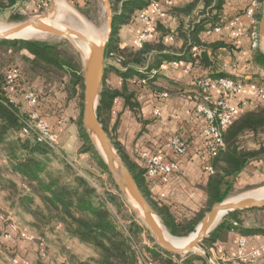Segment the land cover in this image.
Segmentation results:
<instances>
[{
  "label": "trees",
  "instance_id": "16d2710c",
  "mask_svg": "<svg viewBox=\"0 0 264 264\" xmlns=\"http://www.w3.org/2000/svg\"><path fill=\"white\" fill-rule=\"evenodd\" d=\"M22 1L26 0H0V7L7 9ZM71 1L83 13V8L90 4V0ZM165 1H169V3H165ZM109 2L113 9V23L105 58L114 62L108 70L117 72L123 79V85L120 90H113L104 83L105 81L103 82L97 109L98 118L114 147L118 149L141 193L162 224L172 236L185 238L195 232L216 203L223 202L232 193L238 175L251 162L264 156L263 146L260 149L250 147L252 141L256 142L259 137H264V104L255 101L254 108L248 111H240V106H238L237 117L223 135L225 149L212 162L214 173L209 175L206 185L208 199L205 207L194 215L179 221L170 205L153 196L152 183L147 178L144 166L139 160L143 149L138 150L135 153V159H132L117 142L115 129L111 127L114 101L118 97H124L132 108H137L139 105L136 100L143 91H149L155 95L167 92L169 96L182 92L186 98H194L197 95L199 100H203L207 93L205 94L204 89L197 85L189 87L183 85L179 92L157 87L154 84L155 79L159 75V67L164 61L192 62L209 70L210 74L199 78L198 81L230 78L236 83L264 87V79L256 73L236 75L220 70L217 51L223 48L221 47L223 44H207L200 38V34L223 26L222 11L226 0H191L183 6H173L170 4V0H109ZM154 3L161 4L162 13L156 15L150 12L149 21L154 15L161 17L164 13L189 16L199 5L204 6L203 10L195 17V21L191 22L188 31L184 25L179 29V39L184 42V47L180 51H184V55L171 53L174 51L173 46L165 42L169 31L159 20L155 27L158 33L155 39L145 41L138 49H121L119 47V27L129 24L136 12L140 11L141 13ZM258 3L260 9L255 13L257 25L255 30L252 29V32L257 33V36L260 33L259 23L264 0H258ZM168 4L170 5L164 12L163 8ZM13 18L22 20L17 16ZM6 42L8 40H0V44ZM16 44L19 46V51L28 53L29 61L32 56L31 63L42 64L45 70L53 69L57 73H66L69 80L67 88H69L70 94L73 90H77V95L80 96L79 115L75 121L81 143L80 153L82 155L89 154L91 168L100 171L101 176L108 173V179L112 182L114 189L101 192L91 185L80 170L74 169L71 161L65 156L61 157L57 154V145H49L45 140L40 139L35 131L24 133L29 121V114L22 111L19 103L11 97L9 89L20 87L26 81L23 80L18 67H11L18 74L17 78L13 79L7 71L0 68V155L6 158L9 163V168L0 165V190H8L9 200H16L19 206L33 215L35 219L33 225L40 235H46L48 230L55 231L61 225L70 237L77 238L80 242L96 250L97 258L81 261L71 257L73 264H197L196 260L202 261V264H208L204 261L205 259L200 257L194 260L168 253L157 245L152 233L141 220L132 217L129 221L123 222L120 219L119 216L123 213L124 206L121 203L120 194L123 193L115 179H112L104 157L100 151L96 150L94 141L83 124L84 78L82 67L73 58L66 59L61 48L56 44L37 40H22ZM195 47L198 49L197 52H194ZM250 62L264 71V53L262 51L254 48ZM115 64H120L121 68ZM122 68H125L126 71L123 72ZM45 73L43 75L36 73L45 86L56 88L58 84L64 82L66 85V76L54 80L50 74ZM10 79L12 80L11 84ZM143 79L147 81L146 84H142ZM130 84L135 86L134 91L129 89ZM209 95L211 96V94ZM209 105L213 104L209 103ZM54 160L63 162L64 173L51 169L50 164ZM10 168L13 173L20 175L23 185L21 189L12 179L6 177ZM89 172L86 171V173ZM91 172L93 173V171ZM36 200H39L40 204H36ZM2 212L0 209V213ZM240 212L242 211L227 215L224 222L204 242V246L210 249L220 238V231L227 233L237 230L242 235H264V228L240 227L241 221L238 216ZM147 242H150L151 245H148Z\"/></svg>",
  "mask_w": 264,
  "mask_h": 264
},
{
  "label": "crops",
  "instance_id": "0c3cea01",
  "mask_svg": "<svg viewBox=\"0 0 264 264\" xmlns=\"http://www.w3.org/2000/svg\"><path fill=\"white\" fill-rule=\"evenodd\" d=\"M190 1L170 0V4L173 6H183ZM19 3L34 8L39 5L40 0H26ZM170 4L163 8L164 12L167 11V6ZM203 7L202 4L199 5L189 16L164 13L161 17L154 15L151 21L141 19L139 17L140 11L136 12L129 24L119 27V47L121 49H138L141 46L138 43V39L144 32L150 33L147 41L155 39L158 36L155 27L159 20L169 31L165 42L168 45H172L174 51H176H172L171 53L184 55V51H180L184 47V42L179 39V29L184 25L188 31L191 22L195 21V17L203 10ZM259 9L260 4L258 0H226L222 11L223 26L200 34V38L204 43L223 44L221 46L223 48H220L217 54L220 70H223L225 73L236 75L256 73L264 79V71L250 62L252 50L258 44L262 45L264 42V37L260 33L257 36V40H255L252 32V29H256L255 13L259 12ZM249 11H254V16L250 17L248 15ZM238 31L240 32L239 37L236 36ZM197 51L198 49L195 47L194 52ZM174 61L177 60L164 61L159 67V75L156 77L154 83L157 87L179 92L183 85L187 87L195 86L199 78H204L210 74L209 70L198 66L196 63L181 61L182 64L173 65ZM112 63L114 62L106 59L104 83L113 90H120L123 85V79L114 70H108ZM115 65L121 68L120 64ZM121 70L123 72L126 71L125 68ZM34 80L37 85H40L39 89L42 92V89H44L42 80L39 77ZM256 87L254 84H246L231 102L240 106V111L253 109L256 100ZM129 89L134 91L135 86L130 84ZM61 90V92L57 91V93L54 90L55 93L53 95H49L51 91L46 90L43 98L38 100V104L34 108L40 118L49 124L51 131L59 137L58 149L69 156L74 153V149L79 143L78 130L75 123L79 115V101L77 103V99L72 100L66 95V92H63V89ZM209 91L214 101L220 99L222 96V91L216 84H213ZM159 95H155L149 91L141 92L136 100L139 105L137 108H132L131 104L124 97L116 98L111 114V127L115 129L117 142L132 159H135V153L138 150L158 147L168 160H176L177 157H175L168 146L169 141L174 137H181L185 140L187 154L178 159L181 165L180 171L173 176L169 184H151L153 196L163 203L170 205L175 217L180 221L202 210L208 199L206 185L209 175L203 171L201 159L205 146L202 132L206 126V121L204 118L197 117L194 102L182 95V92L171 95L167 99H163ZM12 98L15 99L14 97ZM24 98L26 96L23 94L19 98V101L22 102L25 110H29V104L27 105ZM15 100L18 101V99ZM247 102L249 103L246 104ZM156 111L158 114H156ZM78 146L77 150L80 148V145ZM262 146L264 147V137H259L258 141H252L250 144L252 149H260ZM79 157L81 158V156ZM0 158V165L9 168L6 158L3 156ZM6 177L12 179L20 189L22 188L20 175L13 173L11 168ZM234 187L245 189L264 187V156L251 162L238 175ZM0 191L8 195V202H12V206L15 205L32 216L33 225L35 221L33 215L19 206L16 200L14 202L9 200L8 190ZM36 204H40V201L36 200ZM34 229L36 228L34 227ZM9 231L10 229L7 232ZM50 232L54 233H47L46 231L48 251L44 252L45 248L42 249L40 246L41 248L39 247L38 252L40 257L52 259L51 264H60L58 262L68 261V254L69 257L73 256L81 261L98 257L94 248L80 242L77 238L70 237L65 232L63 226L59 225L55 231ZM57 232L62 233L60 238L54 235ZM219 234L220 238L209 249L212 259L217 261L218 264L237 263L240 250L238 242L241 238L248 240L247 254L264 246V235H242L237 230L227 232L225 235L224 231H220ZM13 235H15L14 232H12V237L9 239H12ZM58 239L61 242H58ZM147 244L151 245L150 242H147ZM17 245L19 250L26 248L25 251L32 254L34 250H38V247L34 248L36 245L32 242H20ZM248 259L249 257L242 264H248ZM64 264L70 263L66 262ZM254 264H264V251L258 256Z\"/></svg>",
  "mask_w": 264,
  "mask_h": 264
},
{
  "label": "rangeland",
  "instance_id": "374dc122",
  "mask_svg": "<svg viewBox=\"0 0 264 264\" xmlns=\"http://www.w3.org/2000/svg\"><path fill=\"white\" fill-rule=\"evenodd\" d=\"M106 1L109 2V0H90L89 6L83 8L84 13L80 11L72 3L71 0H44V1L40 0L41 2L40 5L34 8L27 7L22 3H18L13 7H9L7 9H1L0 7V28H13L18 26L22 22L32 20L44 14H49L48 18L45 20L47 23L65 30L75 29L80 32H84L85 31L84 29L89 28L90 30H92L95 33H98L101 36L102 38L101 46H104L107 44V42L111 37V36L109 37L108 35L110 32V27H109V10L107 8ZM63 4L66 6L65 9L61 8V5ZM52 5L54 9L52 12H50ZM111 11L113 14V9ZM15 16L21 17L22 20L20 21V19L19 20L14 19L13 17ZM38 35L30 39L12 38L9 39L8 42L4 44H0V68L7 71L8 75H10L14 79L18 77V74L14 72L12 68L18 67L22 74L23 80L26 81V83L21 84L20 87L17 86L15 88L14 87L10 88L9 93L11 94L12 97L18 99V101L16 102L19 103L20 108L22 109L23 112L29 114L28 118L30 117V115H32V113L37 114V112L35 111V108L30 105H29V110H25V108H23L24 105L22 104L21 101H19V98H21L23 94L24 96H26L28 92H35L37 93L36 95L38 96V100H39L43 98V95L46 93V90L51 91L49 92V95H53L55 91L57 93V91L61 92L62 91L61 89H63V92H66V95L70 97L72 100L77 99L76 100L77 103L79 101L80 96L78 97L77 90L76 91L73 90V92L71 93L72 95L70 94L69 88H67V83H68L67 81L69 80L65 72L57 73L53 69L45 70L42 64L35 65L31 63L30 61L32 60V56H31V60L29 61L27 59L28 53L26 51L18 50L19 46L16 44L18 41L37 40L41 42H47L50 44L58 45V47L61 48V52L62 54H64L66 59L73 58L78 63V65L82 67L83 78H84L85 56L78 51V49L72 44L71 41L65 38H59L56 36L46 35L42 33H39ZM74 41L78 44H83V42H81L78 39ZM256 48L264 53V42L262 45L258 44V46L255 47V49ZM44 72H46L45 74H50L54 80L55 79L58 80L59 78L66 76V85L65 82L63 84L61 83L58 84L56 88H54V86L50 87L44 85V89H42L41 92L39 89L40 85H37L34 79L39 77L36 75V73L38 75L42 73L43 75ZM11 83L12 80L10 79V84ZM24 99L26 100V103L28 105L27 99L26 98ZM83 110H84V90H83ZM93 141L96 150L100 151L94 139ZM78 145H80V148L77 150V147H79ZM78 145L75 147L74 153L70 154L69 156L66 155L64 152L60 151L58 148L56 149L57 154L60 155L61 157L65 156V158L69 159V161H71V163L73 164L72 166L74 167V169L80 170L82 174L88 178V181L91 183L93 187L98 188L101 192L112 191L114 189V186L112 182H110V180L108 179V173L102 174L101 176L100 171L96 169L93 170L91 168V163L89 162V154L82 155L80 153L81 150L80 141ZM116 150L118 151V149ZM79 156H81V158ZM50 166L51 169L53 170L63 171V173L65 172L64 164L59 160H54L53 162H51ZM85 170L90 172L86 173ZM91 171H93V173ZM110 175L113 179L114 177L111 172ZM263 189L264 187L255 188V189L234 187L232 193L224 201H228L231 198H238V197H244L246 195L248 196L250 194H255V192L258 193ZM120 196H121L120 198L121 203H123L124 205L122 209L123 213L119 216L120 219L124 222V221H129L132 217H134L139 221L141 220L145 224V221L141 213L139 212L137 206L132 201V199L124 193L120 194ZM11 204L12 202L11 203L8 202V195L0 191V209L3 211L2 213H0L2 214L1 217H3L0 219V264H51L52 259H47L48 257L47 258L40 257L38 252L40 247L39 243L41 242H45L44 252H47L49 249L46 235L44 236L40 235L38 230L34 229L32 225L33 218L30 214H27V212L25 213V211H23L22 209L17 208L15 205L12 206ZM238 216H239V220L241 221L240 227L242 228L244 227L264 228V208L245 210L240 212ZM224 219L220 222V225L224 222ZM12 224L15 225L17 231L14 233L15 234L13 235L14 237L12 239H9L6 237V233L8 229H10V226ZM48 232L54 233V232H50V230H48L47 233ZM225 234L226 233L224 232V235ZM54 235H56L57 238H60L62 236V233L57 232ZM188 237H185V239ZM178 239H182V238H178ZM57 241L61 242L60 239H58ZM20 242H28V243L32 242L36 245L34 246V248L38 247V250L37 251L34 250L33 254L29 253L28 251H25L26 248L20 249L21 250L20 251L17 245ZM206 253H209V249L206 246H204L202 248L199 247L188 254L185 255L181 254L178 256H181L182 258L189 257L190 259H194V260L200 257L202 259H205L204 261L207 262L208 264H218L217 261L212 259L211 255H210L211 258H207ZM71 257L73 256L69 257L68 254V261L66 260L65 262L62 261L61 262L57 261V262L60 264H64L66 262L72 264ZM196 263L202 264V261L196 260Z\"/></svg>",
  "mask_w": 264,
  "mask_h": 264
},
{
  "label": "water",
  "instance_id": "95a60500",
  "mask_svg": "<svg viewBox=\"0 0 264 264\" xmlns=\"http://www.w3.org/2000/svg\"><path fill=\"white\" fill-rule=\"evenodd\" d=\"M109 10V37L112 33L113 14L112 6L106 1ZM53 5L50 12L53 11ZM49 14H44L40 17L29 21L22 22L16 27L8 31L0 33V40L16 39L13 37L26 29L34 28L39 33L52 35L59 38H65L72 42L77 47L76 39L86 43L89 46L90 54L88 58H84V110H83V124L88 133L95 140L99 150L104 157L110 172L112 173L120 190L128 195L137 206L141 213L147 228L151 231L156 239L157 245L168 253L174 255L188 254L197 248L204 247V242L208 240L211 233L217 229L220 222L230 213L245 211L250 209H263L264 196H244L236 203L219 202L216 203L212 210L206 214L203 221L197 227L195 232L196 238L191 240L186 245H176L172 239H178L172 236L166 227L162 224L160 218L155 213L153 208L147 202L146 198L138 188L130 170L124 163L119 152L115 149L112 141L108 137L103 125L101 124L97 109L99 104V97L102 90L103 82L106 76V58L105 46H99L90 41L82 32L75 29H62L47 23L45 20ZM260 34L264 37V3L262 8V16L260 20ZM171 237V238H169ZM207 258H211L210 253H206Z\"/></svg>",
  "mask_w": 264,
  "mask_h": 264
},
{
  "label": "built area",
  "instance_id": "2783aa9c",
  "mask_svg": "<svg viewBox=\"0 0 264 264\" xmlns=\"http://www.w3.org/2000/svg\"><path fill=\"white\" fill-rule=\"evenodd\" d=\"M169 3V1H165ZM150 12L160 15L162 13V7L160 3H154L149 8L145 9L139 14V17L145 21H149ZM248 15L254 16V11H249ZM219 30V29H216ZM236 36H240V32L236 33ZM254 38L257 37V33L253 32ZM150 37L149 32H144L138 39V43L142 45ZM256 46V43H255ZM181 61H174L173 65H180ZM17 77V76H16ZM142 84H146V80L143 79ZM216 84L220 87L222 91V96L220 99L214 101L212 96H210V87ZM197 87L204 89V93L207 95L203 100H199L198 96L194 98L189 97L190 101L195 104V114L197 117L204 118L206 121V126L203 129L202 135L205 139L204 151L202 152V167L203 171L211 175L214 173L212 162L215 160L221 151L225 149L224 132L233 124L235 118L237 117L239 107L233 104L231 100L241 91L245 86L242 83H236L230 78H221L214 81L203 79L196 81ZM209 93V94H208ZM163 99L169 98L167 92L161 93L159 95ZM27 102L30 106L35 107L38 104V97L35 92H28L26 94ZM255 101L264 104V87H256L255 89ZM209 103L213 105L210 106ZM247 102L246 104H248ZM156 114L158 112L156 111ZM35 131L40 139L45 140L49 145H58L59 137L51 131L48 123L40 118L38 113H32L29 117L24 133L28 134L29 131ZM168 146L174 153L176 160H168L166 156L158 149V147H152L143 149L140 153L139 160L141 161L144 169L146 171L147 178L151 183L158 184H169L173 176L180 171L181 165L178 160L180 157L187 154V145L185 140L181 137H174L169 141ZM0 218H3L0 216ZM10 231L16 232L15 225L10 226ZM7 232L6 237L11 238L12 232ZM239 254L238 261L236 264H242L249 257L248 264L256 263V259L262 251H264V246L261 249H255L247 254L246 249L248 247V240L246 238H241L238 242ZM40 246L42 249L45 248V242H41ZM17 262V261H16Z\"/></svg>",
  "mask_w": 264,
  "mask_h": 264
},
{
  "label": "bare ground",
  "instance_id": "6f19581e",
  "mask_svg": "<svg viewBox=\"0 0 264 264\" xmlns=\"http://www.w3.org/2000/svg\"><path fill=\"white\" fill-rule=\"evenodd\" d=\"M60 6V5H59ZM61 8L65 9L66 6L63 4L61 5ZM11 28H0V33L5 32L10 30ZM85 31L82 32L86 37H88V39L94 43H96L97 45L101 46V42H102V38L98 33L93 32L92 30H90L89 28L84 29ZM39 32L37 30H35L34 28H29L26 29L18 34H15L13 37H17V38H24V39H30L36 35H38ZM39 36V35H38ZM77 47L79 48V50L83 53V55L85 56L84 58H88L89 57V46L83 42V44H78L77 43ZM247 196V195H246ZM248 196H255V197H263L264 196V189L262 191H259L258 193L255 192V194H250ZM241 197L238 198H231L228 201H226L227 203H236ZM197 233L194 232L193 234H191L188 238H182V239H172L171 240L174 244L176 245H186L188 244L191 240H193L194 238H196Z\"/></svg>",
  "mask_w": 264,
  "mask_h": 264
}]
</instances>
